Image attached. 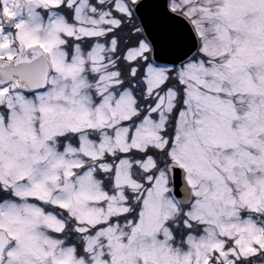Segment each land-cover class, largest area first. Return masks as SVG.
I'll list each match as a JSON object with an SVG mask.
<instances>
[{
	"label": "rangeland",
	"instance_id": "1",
	"mask_svg": "<svg viewBox=\"0 0 264 264\" xmlns=\"http://www.w3.org/2000/svg\"><path fill=\"white\" fill-rule=\"evenodd\" d=\"M136 1L16 0L10 9L17 18L0 53L13 51L3 45L10 38L35 42L58 68L45 89L14 93L0 111V184L14 197L0 202V229L39 264H264V0H168L198 40L173 73L180 97L172 85L157 92L167 67L138 73L150 46L132 16ZM65 33L87 34L90 48L70 44L65 58ZM128 76L152 99L133 122H124L139 110L121 85ZM66 133L74 143L56 138ZM168 161L192 192L182 213ZM127 193L139 209L121 221ZM32 199L62 207L63 219ZM66 219L83 254L58 238Z\"/></svg>",
	"mask_w": 264,
	"mask_h": 264
},
{
	"label": "water",
	"instance_id": "2",
	"mask_svg": "<svg viewBox=\"0 0 264 264\" xmlns=\"http://www.w3.org/2000/svg\"><path fill=\"white\" fill-rule=\"evenodd\" d=\"M134 12L145 36L151 45L152 59L159 63L177 64L187 58L197 48L196 36L188 21L168 9L167 0H138ZM47 69L43 51L38 47L24 49L18 46V54L13 60H0V82L11 80L20 88H42ZM18 79H15V77ZM172 192L181 203L191 198L190 188L183 171L175 163L168 164ZM0 231V250L4 242ZM143 264H155L145 261Z\"/></svg>",
	"mask_w": 264,
	"mask_h": 264
},
{
	"label": "flooded vegetation",
	"instance_id": "3",
	"mask_svg": "<svg viewBox=\"0 0 264 264\" xmlns=\"http://www.w3.org/2000/svg\"><path fill=\"white\" fill-rule=\"evenodd\" d=\"M15 1L16 0H0V40L3 39L7 33L11 32L14 29L15 20L17 16L15 17L10 16L9 11L12 8L15 12V8L17 6L19 7V4L17 5ZM22 12H23V8H22ZM65 35H66V39L63 42V44L66 45V47L63 49L64 50L63 55L65 58H68L71 54L70 44H73L72 45L73 52H75L76 47L83 53H85L89 49L86 43L83 42V39L86 37L87 34H83V36H75L72 35L71 33H65ZM67 41L69 42L68 45L66 44ZM20 44H22L24 48L37 45L44 50L49 63L48 71L46 75L47 84L43 88L45 89L49 84L50 73L56 72L58 67L56 69L52 68L50 53L42 44H38L35 42L25 43L20 40L10 38V40L8 41L5 42L3 41V45L10 47L9 49L12 48L13 51L12 52L8 51V53H0V59H13L17 54V46ZM34 91H35L34 89L12 88L10 81L0 83V102L2 103L0 105V111L5 106L7 100L14 93H17L22 97H26V96L30 97V95ZM2 189L3 187L0 184V190ZM5 237L7 238V240L4 242L2 250H0V264H39L42 261V259L39 256L28 255L24 249H21V247H25L26 245L24 242H22V240H19L16 236L10 237L5 233L4 238ZM17 242H19L20 244H18ZM69 244L70 243L67 241L66 244H63V246H68Z\"/></svg>",
	"mask_w": 264,
	"mask_h": 264
},
{
	"label": "trees",
	"instance_id": "4",
	"mask_svg": "<svg viewBox=\"0 0 264 264\" xmlns=\"http://www.w3.org/2000/svg\"><path fill=\"white\" fill-rule=\"evenodd\" d=\"M134 17V16H133ZM135 18V17H134ZM135 20H136V18H135ZM136 22H137V20H136ZM137 26H138V22H137ZM138 29H139V36L140 37H143V35H142V33H141V30H140V28L138 27ZM124 47V46H123ZM123 47H122V49H123ZM137 62H139L138 63V65H139V71H138V73L140 74L141 73V70H143V67L145 66V65H147V64H149V63H153V64H156V65H158L157 63H154L153 61H152V59H151V57H150V54H149V50H147L146 51V55H145V58L144 59H141V58H139V60L137 61ZM172 69L170 70V72L168 73V75H169V77L168 78H166V80L164 81V83H163V85H162V87L164 86V88H162V87H159L158 88V90H157V92H162L166 87H168V85L170 86V85H172L173 87H174V89L178 92V97H180L181 96V85H180V82L179 81H177L178 79H177V77H176V75H175V77H176V79H174L173 78V73H174V69L175 68H173V67H171ZM126 74H127V72H126V70H122L121 72H120V76L121 77H124V76H126ZM129 78H132L133 80H135V78H133V77H130V76H128V77H126L125 78V81L127 80V79H129ZM126 83V82H125ZM127 85H129L128 83H126ZM131 88H133L134 87V85L132 86V85H129ZM139 90H135V89H133V93L136 95V98H137V102H136V107L137 108H139V110H140V113H139V116L140 117H142L143 115H144V105L147 103V104H152V99H149V101H147V100H142L144 97H139L138 96V92ZM142 100V101H141ZM178 106H179V103H178V100H177V102H176V105L172 108V110H174V113H176L177 112V110H178ZM168 127H170L169 125H168ZM146 152H151L150 150L149 151H146ZM103 185L107 188V183L106 182H103ZM2 191H4V196L3 197H0V200H2L3 198H8V197H11V193H10V191H8L7 189H4V190H2ZM2 191H0V194H1V192ZM124 204L127 206V208H129V209H131L130 211L128 210V212H124L123 214H121L120 216H118L117 218H119L121 221H124V220H126V218H128V217H133L134 218V214L135 213H137V210H138V208H139V201H137V202H133V200H132V194H130V193H127V199L125 200V202H124ZM44 206V205H43ZM45 208H50V209H52L53 211H54V213L57 215V216H59V217H63L64 215H65V210H63V208H61V207H59V206H44ZM182 207H184V206H182ZM69 221V223H70V221L71 220H68ZM67 221V222H68ZM169 222H171V221H169ZM69 223H67L68 224V226H69ZM173 230V232L174 233H177V231H176V229H172ZM63 233H70V231H69V227H66V229H63V231H62ZM82 241H75V250H76V252L77 253H80V251L82 252ZM260 253H264V250H261L260 251Z\"/></svg>",
	"mask_w": 264,
	"mask_h": 264
}]
</instances>
